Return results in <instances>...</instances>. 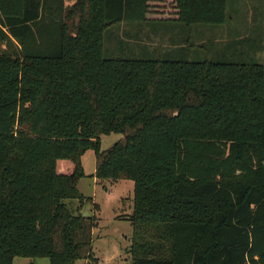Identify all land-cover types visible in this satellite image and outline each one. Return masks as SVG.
<instances>
[{
	"label": "trees",
	"instance_id": "16d2710c",
	"mask_svg": "<svg viewBox=\"0 0 264 264\" xmlns=\"http://www.w3.org/2000/svg\"><path fill=\"white\" fill-rule=\"evenodd\" d=\"M151 1L0 0L17 45L0 51V264L91 257L87 151L93 178L133 183L130 264H264V61L105 58L113 24L226 22L227 0Z\"/></svg>",
	"mask_w": 264,
	"mask_h": 264
},
{
	"label": "rangeland",
	"instance_id": "374dc122",
	"mask_svg": "<svg viewBox=\"0 0 264 264\" xmlns=\"http://www.w3.org/2000/svg\"><path fill=\"white\" fill-rule=\"evenodd\" d=\"M159 2L162 9H172L169 0ZM6 47L16 49L17 45L15 41L9 43L0 39V51ZM103 56L261 64L264 61V0H227L226 22L220 26L195 24L187 27L162 21L110 25L104 33ZM121 138L120 134L101 136L100 150L109 149ZM81 162L85 177L78 181L77 189L82 196L91 199L83 204L81 214L91 216L95 205V213L100 218V235L98 238L96 234L92 243L96 264H130L125 250L130 245L131 225L125 220L126 216L113 217L125 214L127 207L132 206L133 183L100 182L93 178L96 163L93 151H87ZM77 205L75 201L72 206ZM12 264H48V260L14 258ZM76 264H83V260Z\"/></svg>",
	"mask_w": 264,
	"mask_h": 264
},
{
	"label": "crops",
	"instance_id": "0c3cea01",
	"mask_svg": "<svg viewBox=\"0 0 264 264\" xmlns=\"http://www.w3.org/2000/svg\"><path fill=\"white\" fill-rule=\"evenodd\" d=\"M83 157V156H82ZM82 159V158H81ZM94 174V173H93ZM94 210V212H93V214L92 215H94L95 216V218H96V223H95V227H94V229H93V231H92V243H93V238L95 237V235L96 234H98L97 235V237L99 238V235H100V218L97 216V214L95 213V209H93ZM117 211H118V209H117ZM131 212H132V206H128L127 207V212L125 213V214H120V215H114V219H116V218H118V217H120V216H122V217H124V216H128V215H130L131 214ZM93 245V244H92ZM96 259H95V257L93 256V253H92V255H91V257L89 258V259H86V260H83V264H96ZM78 261H76L74 264H76Z\"/></svg>",
	"mask_w": 264,
	"mask_h": 264
}]
</instances>
